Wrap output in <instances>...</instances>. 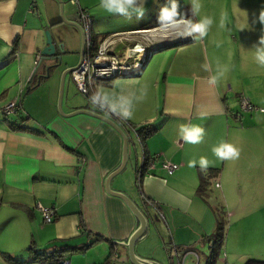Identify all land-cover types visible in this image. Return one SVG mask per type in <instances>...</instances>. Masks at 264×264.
<instances>
[{"label":"crops","instance_id":"1","mask_svg":"<svg viewBox=\"0 0 264 264\" xmlns=\"http://www.w3.org/2000/svg\"><path fill=\"white\" fill-rule=\"evenodd\" d=\"M71 1L62 0L68 22L77 12ZM74 1L90 17L94 47L122 37L118 55L136 44L145 49L138 56L146 60L138 74L95 81L87 97L67 75L61 100L64 115L88 110L113 121L127 138L126 164L109 188L125 195L146 219L136 257L169 264L170 244L209 251L222 222L215 252H223L226 264L228 257L264 263V112H244L239 106L241 96L264 110V68L250 61L253 45L264 34L257 19L264 0H200L203 11L193 20L213 19L201 41L174 38L157 26L167 0H146L139 20L109 14L98 7L99 0ZM179 3L191 16V0ZM45 31L63 64L50 69L48 78L46 71L56 61L42 55ZM80 49L79 33L61 20L56 0H0V106L19 102L15 115H0V264H40L51 255L66 257L69 264H131L120 243L127 242L138 222L121 199L104 189L107 176L121 164L123 139L100 120L84 114L64 117L57 107L62 72L76 66ZM38 56L43 61L34 73ZM218 66L227 71L211 86L208 79ZM145 84L147 96L135 104L131 120L93 108L89 100L101 86L119 92ZM181 124L202 127L203 142L184 143L177 134ZM141 129L153 132L142 137ZM222 140L241 149L239 159L213 156L212 147ZM151 156L159 157L155 168L138 177L143 158ZM200 156L212 162L207 172L187 167ZM164 161L178 166L172 175L161 168ZM211 171L216 174L199 195L200 177L208 178ZM38 205L55 210L51 224H43Z\"/></svg>","mask_w":264,"mask_h":264},{"label":"clouds","instance_id":"2","mask_svg":"<svg viewBox=\"0 0 264 264\" xmlns=\"http://www.w3.org/2000/svg\"><path fill=\"white\" fill-rule=\"evenodd\" d=\"M146 0H99L98 7L113 15L123 16L125 19L132 20L135 17L141 19L145 14ZM202 5L200 0H191V16H188L180 10L179 0H167V3L161 7L157 17V26L167 35L174 38H192L193 41L205 39L213 24V19L209 16H202L198 20H193V16H199ZM258 22L264 25V9L258 16ZM221 28L226 27V16L221 18ZM254 49V61L260 67L264 68V34H262ZM205 70H209L208 65H204ZM227 69L217 67V72L208 79V84L217 86ZM148 92L147 84L142 85L138 90L129 88L121 89L117 92L115 89L108 90L104 87H98L89 100L93 108H98L107 114L114 115L121 120L127 121L134 117V107L137 102L146 98ZM178 136L180 139L190 145H197L203 142L205 130L199 125L181 124L178 127ZM213 156L219 161L237 160L240 157L241 149L228 141H220L211 149ZM212 162L205 156L199 159H190L187 162L189 168H199L201 172H207Z\"/></svg>","mask_w":264,"mask_h":264},{"label":"built area","instance_id":"3","mask_svg":"<svg viewBox=\"0 0 264 264\" xmlns=\"http://www.w3.org/2000/svg\"><path fill=\"white\" fill-rule=\"evenodd\" d=\"M71 4L77 8L75 22L82 29L84 34V47L86 54L82 64L77 70L71 73L72 79L76 85L78 92L87 97L90 91H92V83L95 81L111 80L113 78L130 76L138 74L145 62V57L139 58V54L145 49L139 48L138 44L126 49L121 55L116 52L119 43H122V37L106 38L101 40L97 45L95 52L92 54V37L90 33L91 20L89 15L81 10L77 2L71 1ZM127 38H124L126 40ZM129 40V39H128ZM43 61L42 56H38L34 61V73L37 71L40 63ZM240 109L244 112H264L252 105L247 99L239 97ZM19 109V102L11 100L3 103L0 106V115L4 117H10L17 113ZM131 131L136 135L135 129ZM139 141V139L137 138ZM159 161L158 156H151L149 158H143L141 166L138 168L137 175L142 177L147 175L155 168V163ZM161 168L167 175H172L178 168L177 165L169 162H162ZM218 187V185H216ZM149 203V202H148ZM150 204V203H149ZM41 216L43 224H51L55 219V210L53 208H42L37 206ZM210 255L207 257L205 264H211L213 262L214 246L210 242L208 245ZM222 264H226L225 256L222 255ZM117 255L112 256L111 261H115ZM169 264H187V261H191L193 264H200L199 255L192 251L179 250L174 244H170L168 250ZM40 264H69L66 257L58 256L51 260H43Z\"/></svg>","mask_w":264,"mask_h":264},{"label":"water","instance_id":"4","mask_svg":"<svg viewBox=\"0 0 264 264\" xmlns=\"http://www.w3.org/2000/svg\"><path fill=\"white\" fill-rule=\"evenodd\" d=\"M56 1L60 5L59 14H60L61 20L65 24H68V25L74 27L77 30V32L79 33V36L81 38V49H80L78 63L76 64V66H74L72 68L65 69L61 75L60 89H59V96H58V103H57L58 110H59L60 114L64 117H72V116H75L78 114H84V115L90 116L92 118H95L97 120H100V121L104 122L105 124L109 125L110 127H112L123 139V154H122L121 164L114 172L110 173L107 176L105 183H104V189H105V192L107 194L121 199L126 204L128 209L131 211V213L133 214V216L136 218V220L138 222L137 229L130 236V238L127 240V242L125 244H123V242L120 243V244L124 245L127 249V255H128L129 262L131 264H153V263H150V262H147V261H144V260L137 258L135 253H134L135 244L144 236V234L146 232L147 223H146V219H145L144 215L125 195H123L121 193L113 192L109 188V184H110V181L112 180V178H114L116 175H118L122 171V169L124 168V166L126 164V160H127V138H126V136L124 135V133L121 131V129L113 121L109 120L108 118H106L104 116L95 114V113L90 112L88 110H78L76 112H73L72 114L64 115L60 109L64 79L67 75H70L72 72L77 70L79 68V66L82 64L83 59H84L85 50H84V34H83L82 29L78 26V24L75 21L74 22H68L64 19L63 14H62V2L60 0H56ZM44 35L46 38V47L42 51V55L48 59H52V60L56 61V64H54L51 68H48L46 71L47 72L46 78H48L50 69L60 68L63 64H62V56L61 55H55V46L52 42V39H51L49 32L45 31ZM113 242H115V241H113ZM116 243H118V242H116Z\"/></svg>","mask_w":264,"mask_h":264},{"label":"trees","instance_id":"5","mask_svg":"<svg viewBox=\"0 0 264 264\" xmlns=\"http://www.w3.org/2000/svg\"><path fill=\"white\" fill-rule=\"evenodd\" d=\"M94 42L92 41V50L95 52V48L96 47H94V44H93ZM153 131L152 130H149V129H141V130H139L138 131V134L140 135V136H142V137H146V136H148L149 134H151ZM216 174V172L215 171H211L210 172V174H209V176H208V178H203V177H200V180H199V186H198V191H197V193L199 194V195H201L205 190H206V188L208 187V185H209V182H208V180L213 176V175H215ZM222 237H223V224H222V222H220L219 224H218V228H217V231H216V233L210 238V242L213 244V246H214V251H213V254L215 253V248H217V247H220V245H221V242H222ZM55 257H58L57 255H55V256H53V255H51V256H49V257H45V259L44 260H51V259H53V258H55ZM4 259L6 260V261H9V262H12V260L10 259V257H8V256H5L4 255ZM110 259V258H109ZM212 260H213V257H212ZM211 264H213V262H211ZM247 264H264V263H260V262H254V261H248L247 262Z\"/></svg>","mask_w":264,"mask_h":264},{"label":"rangeland","instance_id":"6","mask_svg":"<svg viewBox=\"0 0 264 264\" xmlns=\"http://www.w3.org/2000/svg\"><path fill=\"white\" fill-rule=\"evenodd\" d=\"M61 2H62V0H60ZM205 2H209L210 1V3H211V1L212 0H204ZM185 2H186V0H185ZM221 2H222V0H221ZM67 4V6H69V4L68 3H66ZM205 4V3H204ZM63 6H64V4H63V2H62V11H63ZM220 6V5H219ZM59 7H60V5H59ZM202 9V8H201ZM200 9V11H203V10H201ZM231 35V34H230ZM233 36H231L232 38H234V37H236V36H234V34H232ZM231 39V38H230ZM225 58H227V56L225 57ZM250 61H252V62H254V58H253V56L250 58ZM255 63V62H254ZM74 94H76V96H77V98H82V96L78 93V92H76V90L74 91ZM60 109H61V111H62V102H61V107H60ZM225 226L227 227V223L225 222ZM226 227H225V231H226ZM216 249H218V247L216 248ZM195 253H197L198 255H199V258H200V264H205V262L207 261L206 259H207V257H209V255H210V252L206 249V248H202V249H198V251L197 252H195ZM223 252H218V250H216V252L213 254V264H222V258H223ZM232 261H230V259H229V257L227 258V264H247V261L246 262H244V263H241V262H232ZM187 264H193V263H191V261L189 260V261H187Z\"/></svg>","mask_w":264,"mask_h":264},{"label":"bare ground","instance_id":"7","mask_svg":"<svg viewBox=\"0 0 264 264\" xmlns=\"http://www.w3.org/2000/svg\"><path fill=\"white\" fill-rule=\"evenodd\" d=\"M143 56H141V58H142Z\"/></svg>","mask_w":264,"mask_h":264}]
</instances>
